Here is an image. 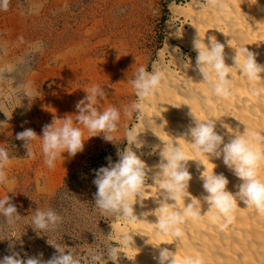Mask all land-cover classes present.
Masks as SVG:
<instances>
[{"label": "rangeland", "instance_id": "obj_1", "mask_svg": "<svg viewBox=\"0 0 264 264\" xmlns=\"http://www.w3.org/2000/svg\"><path fill=\"white\" fill-rule=\"evenodd\" d=\"M188 1L9 0L8 10H0V109L11 117L0 111V147L14 157L0 199L9 196L21 216L9 225L0 215V259L18 252L21 259L46 261L57 254L52 244H60L81 264H92L89 254L110 243L107 235L117 219L95 207L94 170L106 167L107 157L116 162L118 150L128 147L125 133L138 120L135 113L124 115L137 99L127 80L140 66L151 71L168 38L178 44L168 26L175 20L171 5ZM93 85L105 90L98 110L114 106L120 111L115 143L102 134L88 139L85 129L84 150L75 157L63 153L54 169L44 163L39 140L35 157H26L16 134L31 128L42 135L54 118L77 114V102ZM38 207L63 218L48 236H38L31 226Z\"/></svg>", "mask_w": 264, "mask_h": 264}, {"label": "clouds", "instance_id": "obj_2", "mask_svg": "<svg viewBox=\"0 0 264 264\" xmlns=\"http://www.w3.org/2000/svg\"><path fill=\"white\" fill-rule=\"evenodd\" d=\"M204 5L212 11H224L227 7L226 0H204ZM8 6L9 0H0V10L7 11ZM208 40L210 43H205L198 31L197 37L193 40V50L197 53L195 70L202 77L201 82L207 85L212 96L225 98L231 95L234 83L233 69L238 70L249 83L264 80L262 75L264 64L258 63L256 54L247 47L235 50V55L231 57L233 63L230 66L226 63L225 45L213 36L208 37ZM228 44L230 45L229 41ZM127 82L137 99L124 109V115L131 118L135 113L136 119L142 120L147 130L151 129L145 104L160 89L161 72L155 63L151 71L140 66L136 69L134 77ZM86 92L84 99L76 104L77 114H70L62 119L54 118L52 123L43 126L42 135H38L31 128H25L24 131L16 134L15 138L24 142L26 157H35L33 146L34 142L39 140L44 163L49 169H54L57 160L65 159L63 153L67 152L70 157H75L84 150V143L87 140L84 138L85 129L89 133L88 139L102 134L106 142L115 143L114 134L119 129L120 111L114 106L103 111L98 110L96 104L105 95V90L99 85H93ZM3 112L9 119L11 118L5 111ZM189 115L192 120L182 134V138L188 141L195 152L206 155L210 161L222 158L226 167L240 181L235 185L237 191L228 190L229 180L222 173L215 172L214 163L215 167L209 170L207 164L197 159L195 161L198 162V166L204 167L200 179L203 181L206 195L200 198L189 195V182L193 177L188 162L193 159H189L183 145L166 142L157 135L162 143L157 145L154 151L159 150L160 160L154 166L156 171L151 179L160 189L159 198L156 200L159 206L150 213H141L138 216L134 205L137 203L143 205L146 181L149 179L148 171L152 170H146L144 161L133 151V145L137 149L144 145L136 127L132 126L125 133L128 147L123 151L118 150V160L113 162L111 157H107L108 165L94 170L93 183L97 188L94 194L95 207L101 215L114 216L117 220L128 223H135L141 217L155 215L157 221L154 224L157 232L165 236L171 235L177 242L182 241L183 238L181 226L189 218L193 220L201 218L203 204L207 205L206 212L215 211L228 221L232 219L237 206H240L239 202H242L245 208L255 209L258 214L264 215V176L261 174V169L264 168V151L253 143L255 141L257 144H264V136L258 132H250L245 125L242 132H231L233 133L231 138L225 142L224 136L216 130V120L198 119L191 107ZM13 158L6 148L0 147V185L9 183L6 168L12 163ZM185 199L190 202L182 203ZM0 215L9 225H14L21 217L16 206L10 202L9 196L0 199ZM62 219L54 210L44 211L38 207L31 214V226L38 236L47 235L57 229ZM111 228L112 232L107 235L110 243L105 244L103 251L89 254L92 264H109V261L119 264L122 249L135 245L134 235L118 233L112 223ZM176 244L178 249L179 244ZM52 245L56 248L57 254L46 261L37 257L21 259L20 254L14 252L0 259V264H81V259L70 249L66 251L60 244ZM158 248L159 255L154 256L158 264H180L176 256L178 250L173 252L168 248ZM125 255L132 259L126 253ZM185 264H202V261L199 257H187Z\"/></svg>", "mask_w": 264, "mask_h": 264}, {"label": "bare ground", "instance_id": "obj_3", "mask_svg": "<svg viewBox=\"0 0 264 264\" xmlns=\"http://www.w3.org/2000/svg\"><path fill=\"white\" fill-rule=\"evenodd\" d=\"M226 3L224 11L208 9L204 0L171 5L175 20L169 21L168 26L178 44L168 38L158 53L159 60L153 62L161 72L162 83L158 92L145 104L152 130H147L142 120L135 124L144 146L137 149L133 145V151L144 161L146 170H152L148 171L143 205H134L138 216L150 213L159 206L156 200L160 189L151 177L156 171L154 166L160 160L159 150L154 151L162 143L160 138L183 145L189 159H193L188 162L193 177L189 182V195L197 198L206 195L200 179L204 167L198 166L197 159L207 164L209 170L216 165L215 172L222 173L229 180L228 190L237 191L235 185L240 181L226 167L222 158L210 161L206 155L195 152L188 141L182 138L192 120L190 107L198 119L216 120V130L224 136L225 142L233 133L242 132L245 125L250 132L264 136V80L249 83L238 70L233 69L231 95L216 98L211 95L207 85L201 82L202 77L195 70L197 53L193 50V40L198 31L205 43H210L208 37L213 36L225 45L228 65L233 63L231 57L235 55V50L243 47L256 54L258 63L264 64V0H226ZM177 20L182 24L178 25L175 22ZM183 47L188 51L186 56ZM253 143L264 151V144ZM261 174L264 176V168ZM187 202L190 201H182ZM239 203L230 221L215 211L206 212L207 205L203 204L201 218H189L181 226L183 238L180 242L171 235L157 232L155 215L141 217L135 223L116 220L114 225L117 232L132 234L135 241L132 247L122 249L132 259L121 252L119 264H158L154 259V256L159 255L158 247L173 252L178 250L176 256L180 264H185L187 257H199L202 264H264V215ZM176 243L179 244L178 249ZM109 264L114 262L109 261Z\"/></svg>", "mask_w": 264, "mask_h": 264}]
</instances>
